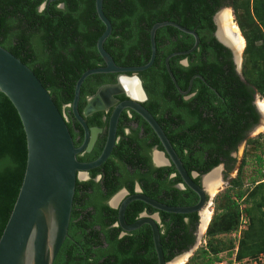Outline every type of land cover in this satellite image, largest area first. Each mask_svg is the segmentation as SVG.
Returning a JSON list of instances; mask_svg holds the SVG:
<instances>
[{"label":"trees","instance_id":"obj_1","mask_svg":"<svg viewBox=\"0 0 264 264\" xmlns=\"http://www.w3.org/2000/svg\"><path fill=\"white\" fill-rule=\"evenodd\" d=\"M226 7L231 9L244 41L241 74L235 72L229 50L213 37L212 16ZM101 8L111 27L102 47L119 67L147 63L149 29L155 23L173 22L196 34L198 44L192 52L167 61L181 92L187 90L193 76L201 77L202 80L193 78L186 95L175 89L164 60L173 53L189 50L194 40L173 27L155 31L153 63L137 76L148 97V110L185 172L197 174L192 181L199 185L200 176L219 165L223 166L222 178H228L236 164L231 154L238 144L243 140L245 145L258 142L245 139V134L257 121L253 95L264 99V0H102ZM103 28L95 14L94 0H0V47L34 74L60 113L63 105H70L78 77L86 70L103 66L95 48ZM182 60L185 65L180 64ZM111 78L108 74L88 76L79 89L77 110L80 111L85 95ZM91 81L93 88L87 92L85 85ZM93 118L95 122L86 119L88 126L99 125ZM66 127L73 138L69 124ZM145 131L162 150L146 124ZM258 146H264V136ZM95 152L92 158L98 156L99 150ZM113 152L118 161L108 159L103 170L90 171L91 176L101 174L99 181H75L67 235L52 264H157L147 225L121 236V229L114 226L117 209L108 207L107 201L122 188L132 195L138 184L143 195L166 206L196 203L197 196L188 188H175L181 180L172 165L144 167L146 160L122 141ZM25 156L21 123L11 103L0 93V235L22 180ZM255 161L257 176L249 179V184L255 185L253 189L243 198L247 189L242 188L239 176L230 181L234 200L227 199L225 207L213 216L204 244L186 264H230L233 260L249 264L264 254V159L258 156ZM244 165L242 160L239 172ZM172 174L174 177L170 178ZM242 198L246 227L241 237L236 245L231 240L217 239L234 233L241 225L238 202ZM142 212L158 215L165 263L193 246L197 213H164L133 201L125 208V223H133ZM224 249L228 252L222 257Z\"/></svg>","mask_w":264,"mask_h":264},{"label":"water","instance_id":"obj_2","mask_svg":"<svg viewBox=\"0 0 264 264\" xmlns=\"http://www.w3.org/2000/svg\"><path fill=\"white\" fill-rule=\"evenodd\" d=\"M47 1L55 2L62 0ZM101 6L102 0H94L95 14L104 27L95 43L97 54L103 66L86 70L78 77L73 87L72 101L69 105L72 116L83 129L85 135L84 142L79 148L73 146L63 116L56 109L47 91L41 86L34 74L17 58L0 47V93L11 103L19 118L24 133L26 151L22 180L0 235V264L53 263L67 235L75 181L77 178H82L84 172L98 167L108 157L114 145L117 117L123 108L130 109L136 113L149 126L162 148L160 152H157V156L161 159L157 163L158 166L172 165L181 180L175 187L179 190L184 189V187L188 188L197 196V201L194 205L187 207L166 206L142 195L138 187H136L135 194L126 196L117 205V201L124 195V191L122 190L113 198L114 200L109 202L110 207L117 209V223L114 226H118L123 232H131L143 224L147 225L150 228L157 264H172L178 258L187 257L188 252L195 250L201 240L204 223L201 219V214L207 205L208 197L211 196L207 192L203 180L213 172L218 174L219 179L221 166L214 167L208 173L201 175L199 185L192 181V179L197 177V174L192 172L190 175H187L159 125L138 104L144 101L145 94L137 77V73L147 70L153 63L155 56V31L165 26L173 27L184 34L192 36L194 40L189 50L173 53L164 60L166 73L175 89L181 95H186L193 78L202 80L201 77L197 75L193 76L188 83L187 90L181 92L174 82L167 61L172 56L186 55L192 52L198 44V38L193 31L180 27L173 22L164 21L155 23L149 29L150 55L147 63L137 67H119L114 64L111 57L102 47L103 42L110 34L111 27L109 21L102 13ZM58 7L60 8L61 5ZM39 9H42V5ZM221 12L224 13L225 10L223 8L219 9L212 17L214 24L213 37L219 44L232 53L238 73L241 56L240 50L233 49L218 34L219 26L217 18ZM242 48H244V45ZM183 64H185V61ZM95 74H117V84L99 88L86 101L82 113L83 116L104 110L106 108L104 106H109L114 102L112 96L115 94L124 93L128 101L117 105L112 111L108 120L106 141L99 157L93 162L81 163L76 159V155L84 149L88 134L92 133L89 144L93 141V133L96 130L88 131L83 118L77 112L79 89L82 82L88 76ZM125 74H130V76H126ZM262 119L263 115L261 114L260 120ZM259 125L262 128L261 122H259ZM254 129L251 131L252 133L260 128L257 129L255 127ZM243 143L241 142L238 147L242 146ZM133 201H140L155 211L164 213L180 215L197 213L199 218L198 228L193 246L188 251L175 256L168 263H165L159 243L158 215L154 213L151 216H147L142 213L133 223H125V208Z\"/></svg>","mask_w":264,"mask_h":264},{"label":"flooded vegetation","instance_id":"obj_3","mask_svg":"<svg viewBox=\"0 0 264 264\" xmlns=\"http://www.w3.org/2000/svg\"><path fill=\"white\" fill-rule=\"evenodd\" d=\"M225 13V12H224ZM224 13H221L218 18H217V22H218V26H219V35L221 37H225V39H228L230 41V44L231 46L233 45H236V43L238 44L239 46V40H238V37L237 35L235 34V37H232L230 36L227 32H226V25L227 23H229L227 17L225 18ZM213 17V16H212ZM233 32V31H232ZM240 47V46H239ZM241 48V47H240ZM230 52V51H229ZM231 54V60H232V63H233V67H234V70L235 72L237 73L236 71V66H235V63H234V60H233V57H232V53L230 52ZM185 60H182L180 62L181 65H185L183 64ZM186 63V61H185ZM103 64V63H102ZM241 64V63H240ZM101 67V66H100ZM138 74V73H137ZM238 74V73H237ZM108 75H111V80L109 82H101V84H99L98 86L95 87L94 89V92L92 94H87L83 97L82 99V103H81V107H80V111L77 110L78 114L83 118V121L85 122V125L87 127V130H96L93 134H94V138H93V141L89 144V141L91 140V134L90 135L88 134V137H87V140H86V144H85V147L84 149L82 150L81 153L77 154L76 155V159H78V162H81V163H89V162H93L94 160H96L103 147H104V144H105V141H106V137H107V126H108V120H109V117L112 113V111L115 109V107L117 105H120L121 103H124L126 101H128V99L125 97V94L124 93H119V94H115L112 96V100L114 101L112 104H110L109 106H104V110L102 111H96V112H92L90 113L89 115L87 116H83L82 113H83V109L86 105V101L91 97L93 96L96 91L101 88V87H104V86H113L115 84H117V77L118 75L117 74H108ZM126 76H130V74H125ZM138 77V76H137ZM139 78V77H138ZM140 80V83H141V88L143 90V87H142V81L141 79L139 78ZM93 81L89 82V83H86L85 86L86 87V91L89 92L90 89L93 88ZM144 94H145V99L144 101L138 103L144 110H146L149 114V110H148V107H149V101H148V97L145 93V91L143 90ZM255 95H253V101H252V106H253V109H254V112L257 116V121L254 125H252L250 127V129L247 130L246 134H245V139H248L249 138V134L250 132L256 127V125L259 124V120H260V117H261V114L264 115V106L263 105H260V106H257L255 103H254V98H255ZM77 109H78V103H77ZM61 115L63 116L64 120H65V123L66 124H69V126L71 127V133L73 135V138L71 136V140H72V143H73V146L75 148H79L82 146L83 142H84V139H85V135H84V131L83 129L79 126V124L77 123V121L75 120V118L72 116L71 114V111L69 109V105H63L61 108ZM150 116L155 120V118L150 114ZM93 117H96L98 122H99V125H92V126H88L87 124V121L86 119L87 118H90V120H94L95 122V119ZM155 122L157 123V121L155 120ZM145 121H143L136 113H134L133 111H131L130 109H127V108H123L119 114H118V117H117V121H116V126H115V137H114V145L111 149V152L109 153L108 157L106 158V160L100 164L98 167L94 168V169H102L104 168V163L107 162V160L109 159V161H113L115 163V161L117 160L116 159V156H115V153L113 152V148L119 144L120 141H122L125 145H129V148L130 150H135V151H138V154L141 155V157H143L145 160H146V165L144 164V167H149L151 169H157V168H162V167H168V166H158L157 163H159L161 161V159L157 156V152H160L161 150H159L157 148V144H153L152 143V137L149 133H147L145 131ZM147 125V124H146ZM148 126V125H147ZM149 127V126H148ZM151 130V129H150ZM152 131V130H151ZM154 134V133H153ZM156 137V136H155ZM157 139V138H156ZM131 141V142H130ZM245 140H243L242 142H244ZM130 142V143H129ZM241 143V142H240ZM239 143V144H240ZM238 144V146H239ZM244 144V143H243ZM90 145V147H89ZM237 146V148H238ZM88 150H86V148H88ZM236 148V150H237ZM95 149H98L99 150V153H98V156L95 157V158H92L94 154V152L96 151ZM97 150V151H98ZM96 151V152H97ZM95 152V153H96ZM235 153H232L231 156L235 158ZM132 155L135 154V153H131ZM126 157V156H124ZM92 158V159H91ZM91 159V160H90ZM118 161V160H117ZM140 166H142L140 164ZM221 166V171H220V175L222 177V171H223V166ZM94 169H91L89 171H86L83 173L84 176H82V178H77L76 181L78 182H86L88 180H93V181H99L101 179V174H96L94 176H91L90 174V171L94 170ZM235 170V166H234V169L233 171ZM232 173V172H231ZM230 175V174H229ZM174 177V174L170 175V178H173ZM229 177V176H228ZM205 180V179H204ZM205 183V181H204ZM176 186V185H175ZM136 187H138L140 193H141V190L138 186V184H135L134 185V189H133V194H135V189ZM176 188V187H175ZM177 189V188H176ZM207 190H209L207 187H206ZM124 191V195L117 201V205L120 203V201H122L123 198H125L126 196H129L127 191L125 189H120L118 190L108 201H107V205L108 207L109 206V202L114 200L113 198H115L117 196V194L120 192V191ZM179 190V189H178ZM132 194V195H133ZM142 194V193H141ZM143 195V194H142ZM145 196V195H144ZM153 200V199H152ZM155 201V200H154ZM157 202V201H156ZM112 208V207H110ZM112 209H116V208H112ZM204 212V210H203ZM202 212V216L204 217V213ZM144 214H146L145 212H142ZM140 213L139 216L142 214ZM154 214V213H153ZM151 214V215H153ZM157 214V213H156ZM147 215V214H146ZM151 215H147V216H151ZM116 224V223H115ZM114 224V225H115ZM206 225V224H205ZM197 228H198V225H197ZM122 231V230H121ZM197 231V229H196ZM125 232L122 231V233L120 234L123 235ZM195 240H196V234H195Z\"/></svg>","mask_w":264,"mask_h":264},{"label":"rangeland","instance_id":"obj_4","mask_svg":"<svg viewBox=\"0 0 264 264\" xmlns=\"http://www.w3.org/2000/svg\"><path fill=\"white\" fill-rule=\"evenodd\" d=\"M223 9L225 10V14L229 13L228 15L230 16V18H229L230 23H233L234 25H236L231 9L227 8V7L223 8ZM221 13H223V12H221ZM236 31H237L238 38H239L238 40L240 41L242 39V37L240 36L237 28H236ZM241 43H242L241 45L243 47V45H244L243 39H242ZM242 51H243V48L239 52V53H241V56H240V63L241 64H242ZM241 64H240V67L238 68L239 74H241V72H240L241 71ZM254 103L257 106L264 105V99L260 95L256 94L255 98H254ZM259 121L262 123V120H259ZM263 123H264V121H263ZM256 128L257 129L260 128V129H258L254 133L250 132V136L248 139L253 140V141L255 139H257L258 142H254L252 144L245 145L246 141H244V144L237 148L236 153L234 155L235 159H236L235 170L232 171V173H230L229 177L226 179H223L219 173V179L217 178L218 179L217 188L214 191V193L208 197L207 205L204 209L210 213V217H209L210 219L201 232V235H202L201 240L204 239L205 232L207 230V226H208L209 222L212 220L213 216L216 213H219L220 209L225 207L226 200L227 199L234 200L233 195H234L235 191L233 188L230 189V185H229L230 181L235 179L237 176H239V178H240L239 181L241 182L242 188L247 189L243 198H245L246 195L249 194V192L255 186L253 184L252 185L249 184V179L256 178V176H257L256 175L257 166H256L255 158L260 156L261 159H264V146H258V144H260V142H261V138L264 136V128H263V126L261 128V125H259V124L256 125ZM254 130H256V129H254ZM242 160L245 161V165L242 167V169L239 172L238 169H239V165H240ZM262 175L264 176V166L262 167ZM243 198L238 202V210L241 211L240 217H239V223L241 225L238 226V228L236 229V231L234 233H231L229 235L219 236V237H217V239H220L221 241H224V242L231 240L233 242V245H236L238 239L241 237L242 231L245 230V227H246V226H244L245 222L242 218L243 214H244L243 209L245 208V205L242 203ZM201 240L199 242L200 245H202ZM200 245H197L195 250H197L200 247ZM226 245L228 247V244H226ZM195 250H193L192 252H188L189 254L187 257L185 256V257L181 258V260L179 259L180 261H177L175 264H186V262L193 255ZM227 252L228 251L226 249H224V251L222 253H220V255L223 257L227 254ZM258 259L260 261H258ZM258 259H256L257 264H264V254L261 257L259 256Z\"/></svg>","mask_w":264,"mask_h":264},{"label":"bare ground","instance_id":"obj_5","mask_svg":"<svg viewBox=\"0 0 264 264\" xmlns=\"http://www.w3.org/2000/svg\"><path fill=\"white\" fill-rule=\"evenodd\" d=\"M229 14V13H228ZM228 14H225L224 13V15L223 16H225V18L227 17V19H228V21H229V23H227V25H226V32L230 35V36H232V37H235V34L237 35V37H238V34H237V31H236V26L233 24V23H230V16L228 15ZM233 31V32H232ZM219 34V33H218ZM233 34V35H232ZM220 36V35H219ZM221 37V36H220ZM221 38H223L224 40H226L227 41V43L231 46V44H230V41L228 40V39H225V37H221ZM241 38V37H240ZM239 39V38H238ZM242 39L239 41V46L241 47H239L238 46V44L236 43V45H233V46H231L233 49H237V50H240L241 51V49H242ZM264 106V105H263ZM263 121H264V115H263V119H262V126H263V128H264V123H263ZM217 173L216 172H213V173H211L209 176H207L206 178H205V180H203V184H204V186H205V188L207 187L209 190H207V192L210 194V195H212L213 193H214V191L216 190V188H217V185H218V174L216 175ZM204 181H205V183H204ZM204 217L202 216V214H201V219L204 221V223H203V229H204V227L206 226L205 224L209 221V217H210V213L208 212V211H206V210H204ZM202 229V230H203ZM183 257H185V256H183ZM183 257H181V258H183ZM181 258H178V259H176L172 264H174V263H176L177 261H180L181 260ZM180 259V260H179Z\"/></svg>","mask_w":264,"mask_h":264},{"label":"built area","instance_id":"obj_6","mask_svg":"<svg viewBox=\"0 0 264 264\" xmlns=\"http://www.w3.org/2000/svg\"><path fill=\"white\" fill-rule=\"evenodd\" d=\"M258 261H260V260L258 259ZM220 264H222V263H220ZM230 264H239V263H235L234 260H233ZM249 264H257V262H256V260H252V261L249 262Z\"/></svg>","mask_w":264,"mask_h":264},{"label":"clouds","instance_id":"obj_7","mask_svg":"<svg viewBox=\"0 0 264 264\" xmlns=\"http://www.w3.org/2000/svg\"><path fill=\"white\" fill-rule=\"evenodd\" d=\"M236 26V25H235ZM237 27V26H236ZM238 29V28H237ZM239 32V31H238ZM240 34V33H239ZM241 36V35H240ZM244 42V41H243ZM201 242H202V244H204V241L203 240H201ZM199 245H200V243H199Z\"/></svg>","mask_w":264,"mask_h":264}]
</instances>
